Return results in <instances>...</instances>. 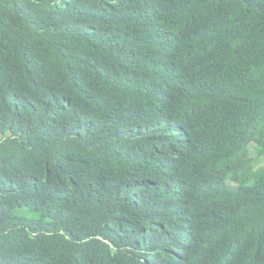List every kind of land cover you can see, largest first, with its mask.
<instances>
[{"label": "trees", "instance_id": "trees-1", "mask_svg": "<svg viewBox=\"0 0 264 264\" xmlns=\"http://www.w3.org/2000/svg\"><path fill=\"white\" fill-rule=\"evenodd\" d=\"M264 0H0V264H264Z\"/></svg>", "mask_w": 264, "mask_h": 264}, {"label": "rangeland", "instance_id": "rangeland-1", "mask_svg": "<svg viewBox=\"0 0 264 264\" xmlns=\"http://www.w3.org/2000/svg\"><path fill=\"white\" fill-rule=\"evenodd\" d=\"M251 154L255 157L258 162H262V164L264 163L263 157H261L260 155L257 156V153L255 151H252V148H250V155Z\"/></svg>", "mask_w": 264, "mask_h": 264}]
</instances>
